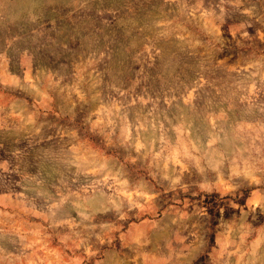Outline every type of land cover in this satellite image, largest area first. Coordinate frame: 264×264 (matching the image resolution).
I'll list each match as a JSON object with an SVG mask.
<instances>
[{"label": "rangeland", "instance_id": "374dc122", "mask_svg": "<svg viewBox=\"0 0 264 264\" xmlns=\"http://www.w3.org/2000/svg\"><path fill=\"white\" fill-rule=\"evenodd\" d=\"M0 264H264V0H0Z\"/></svg>", "mask_w": 264, "mask_h": 264}]
</instances>
